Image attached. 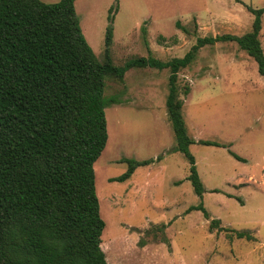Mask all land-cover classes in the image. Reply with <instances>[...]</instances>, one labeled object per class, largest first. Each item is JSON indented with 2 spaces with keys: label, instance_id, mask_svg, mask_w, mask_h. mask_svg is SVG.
I'll use <instances>...</instances> for the list:
<instances>
[{
  "label": "rangeland",
  "instance_id": "obj_1",
  "mask_svg": "<svg viewBox=\"0 0 264 264\" xmlns=\"http://www.w3.org/2000/svg\"><path fill=\"white\" fill-rule=\"evenodd\" d=\"M75 7L99 61L113 25L111 60L122 67L143 57L182 58L199 38L243 36L253 29L251 9H264V0H76ZM259 39L264 50V14ZM169 76L168 69L148 67L129 70L123 81L106 79L105 97L120 101L106 108L109 138L94 165L107 261L264 264V77L257 63L237 43L219 42L199 50L179 74L180 89L191 88L181 99L196 141L190 151L202 197L188 181V160L171 152L176 140L166 108ZM126 159L152 162L127 181H112L127 172ZM201 203L209 219L187 212ZM212 220H220L213 230ZM221 228L248 231L253 239H231Z\"/></svg>",
  "mask_w": 264,
  "mask_h": 264
},
{
  "label": "trees",
  "instance_id": "obj_2",
  "mask_svg": "<svg viewBox=\"0 0 264 264\" xmlns=\"http://www.w3.org/2000/svg\"><path fill=\"white\" fill-rule=\"evenodd\" d=\"M75 2L0 0V264H109L94 170L109 138L106 108L120 104L105 97L107 78L123 81L133 68L170 71L166 108L176 140L171 152L188 160V181L202 197L204 185L190 151L196 141L189 135L180 98L191 88L180 89L179 74L205 46L235 42L264 77L259 39L264 9H251L253 29L243 36L199 38L182 58L164 62L150 56L116 67L111 60L113 25L99 61L84 36ZM124 162L127 172L112 181H127L137 167L152 161ZM193 211L210 218L203 203L187 212ZM219 224L212 220L210 229ZM221 231L231 239H253L248 231Z\"/></svg>",
  "mask_w": 264,
  "mask_h": 264
},
{
  "label": "crops",
  "instance_id": "obj_3",
  "mask_svg": "<svg viewBox=\"0 0 264 264\" xmlns=\"http://www.w3.org/2000/svg\"><path fill=\"white\" fill-rule=\"evenodd\" d=\"M181 95H183V94H181ZM189 95H190V94H189ZM189 95H188V96H189ZM183 96H184V95H183ZM184 97H185V96H184ZM180 98H181V96H180Z\"/></svg>",
  "mask_w": 264,
  "mask_h": 264
}]
</instances>
